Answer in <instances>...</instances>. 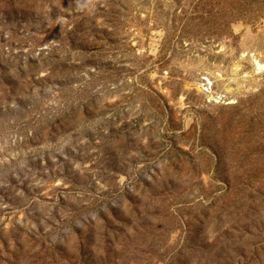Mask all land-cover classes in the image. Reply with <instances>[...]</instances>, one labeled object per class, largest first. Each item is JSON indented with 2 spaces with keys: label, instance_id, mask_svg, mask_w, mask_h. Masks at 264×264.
<instances>
[{
  "label": "rangeland",
  "instance_id": "1",
  "mask_svg": "<svg viewBox=\"0 0 264 264\" xmlns=\"http://www.w3.org/2000/svg\"><path fill=\"white\" fill-rule=\"evenodd\" d=\"M0 264H264V0H0Z\"/></svg>",
  "mask_w": 264,
  "mask_h": 264
}]
</instances>
